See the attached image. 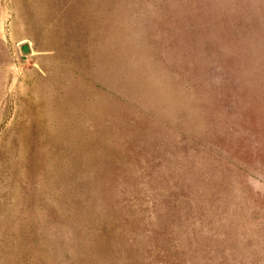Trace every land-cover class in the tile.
Segmentation results:
<instances>
[{
    "label": "rangeland",
    "instance_id": "rangeland-1",
    "mask_svg": "<svg viewBox=\"0 0 264 264\" xmlns=\"http://www.w3.org/2000/svg\"><path fill=\"white\" fill-rule=\"evenodd\" d=\"M0 264H264V0H0Z\"/></svg>",
    "mask_w": 264,
    "mask_h": 264
},
{
    "label": "water",
    "instance_id": "water-1",
    "mask_svg": "<svg viewBox=\"0 0 264 264\" xmlns=\"http://www.w3.org/2000/svg\"><path fill=\"white\" fill-rule=\"evenodd\" d=\"M22 51H23V52H27V51H29L28 46H27V45H24L23 48H22Z\"/></svg>",
    "mask_w": 264,
    "mask_h": 264
}]
</instances>
